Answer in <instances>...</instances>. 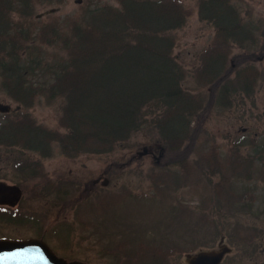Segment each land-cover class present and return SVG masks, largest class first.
Here are the masks:
<instances>
[{"label":"rangeland","instance_id":"1","mask_svg":"<svg viewBox=\"0 0 264 264\" xmlns=\"http://www.w3.org/2000/svg\"><path fill=\"white\" fill-rule=\"evenodd\" d=\"M85 1L89 4L86 3V8H83L84 14L93 9L118 11L124 8L122 0ZM153 1L158 2V0ZM230 1L238 10H230V8L228 10L225 6L221 11L220 4L217 2L211 4L206 0L204 4L197 0H181L183 5L171 6L172 9L184 10L186 13L183 27L175 32L174 56L185 73L183 87L188 93H192L191 98L197 106V117L188 123L190 137L185 141L181 137L165 141L167 139L162 135L160 123H158L157 127H152V133L147 132L148 135L144 133L143 136L133 137L112 153L107 152L110 149L109 146L104 147L103 151L87 150L84 141L80 145L68 140L69 131L66 124L64 128L57 124L61 113V104L58 98L50 95L53 91L37 98L34 106L26 113L24 124H12L17 128H8L4 133L0 131L1 156L5 145H12L16 147H13L11 152L7 151L8 156L11 154L14 158L10 161L32 159L31 161L35 163H42V165L38 164V167H43L46 178L41 183L33 179L31 182L28 181L26 186L24 185L27 188L28 196L26 195L22 199V205L26 211L34 213L42 219L38 223L41 231H44L48 226H56V228L57 226L62 228L69 226L72 230L75 229L70 233L68 250L61 248V242L50 240V243L62 255L71 258H89L96 264H109L112 259L100 256V249L109 247L113 235L118 232L125 234V227L129 226L149 227L142 229L141 232L148 231L147 237L152 238L153 236L152 240L159 242L160 247L167 248L171 243L191 244L192 240H184L182 234L175 233L182 226L193 230V223L188 217L182 214L183 218L187 220L180 218L179 208L181 205L186 206L188 210L192 207L195 213L194 221L196 216L201 215L202 210L207 208L209 192L206 189L208 185L205 173H209L212 167H223V173L231 182L228 183L230 186L227 188L230 191L235 189L236 195L232 196L238 197L237 203L232 197H229V203L226 202L223 210L238 209L241 195L245 197V200H248L246 202L249 204L252 199L254 205L250 209H264V184L258 178V173L261 171L260 166L255 165V146L259 144L257 138L261 136L263 141L262 137H264V58L256 63L259 60L258 57L264 55V0ZM222 2L223 0H221ZM43 3H38L34 7L33 18L52 8H60V11L52 17H44L42 21L38 22L37 28H33L34 33L31 31L33 37H38L40 26L50 25L51 22L60 23V30L67 33L71 28V19L81 13V6L77 5L75 0H68L61 5L54 3L51 6H44ZM207 5L211 6L210 15L218 17V25L206 12ZM153 7L158 6L154 5ZM148 10L147 8L145 11L148 13ZM15 11L22 13L19 8ZM226 13L230 17L225 22L220 15ZM12 19L13 24L20 23V20L16 19V15H13ZM153 20L157 24L166 23V19L162 15L153 16ZM5 24L6 22H4ZM47 29L50 31V28ZM213 43H215L216 53L207 57L206 67L201 74H198L199 67L204 63L203 58L207 55L204 52ZM54 52L56 50L52 48L42 47L41 50L34 51L33 54L36 57L46 55V59L52 61ZM17 53H21V51L14 49L10 56L5 53L0 54V68L7 65L6 68L9 69L17 63L18 67L14 71L16 75H19L24 69L31 66L29 58L23 57L21 62L17 61L14 58ZM253 59L255 60L252 61ZM220 62L222 66L225 62L222 70L230 67V77L223 80L221 85L214 86L215 82L220 81L219 78L223 76L222 73L218 74ZM44 69L47 67L43 66L41 71H36L34 76H30L31 78L28 77V82L32 83L31 93L45 92L43 89L52 81L51 69H47L46 72ZM196 75H199L197 79ZM3 78L0 70V103L11 105L13 109L11 118H14L18 114L19 103L14 101L13 96L2 86ZM213 86L214 90L210 88ZM57 126L60 127L59 131L51 134L52 127ZM27 128L32 131L39 130L46 135V139L43 140V148L35 149V151L31 149L28 146L31 141L27 134L22 140L19 137L15 138L16 133L25 132ZM17 129L19 131L16 132ZM48 131L50 136L56 137L57 135L62 141L64 140V145L54 142L52 138V144L49 146ZM191 133L195 136L194 141L197 143L193 154L190 152L186 156L187 160L199 163V170L195 168L190 175H187L175 169L179 162L182 163L184 156L172 151L180 150L183 147L181 144L184 142L186 145L190 143ZM153 137H155L154 140H164L168 146H164V141L161 142L158 146L164 149L161 151L150 142L152 144H146V146L153 149L155 154L146 153L137 158L138 154L141 155L144 152L145 145L140 144L148 140L153 141ZM236 143L241 145L235 146ZM213 148H215L214 151ZM3 161L6 160L3 159L1 162ZM233 161L237 164L230 165ZM251 162L254 164L252 183L237 180L240 177L245 178L246 171L245 173L244 171L233 173L235 168ZM5 167L9 168L8 165ZM46 171L55 178L54 184L47 179ZM158 171L168 173L164 184L170 182L169 178L175 179V175L181 177L182 184L175 183L170 187V191L166 190L164 194H157L151 189L154 181L149 178V175ZM185 178H187L186 182H184ZM99 179L98 185L91 189L89 186H93V181ZM106 179L110 183L105 188L102 183ZM215 182L218 181L215 180L213 183ZM159 183L162 184L161 180ZM87 190L89 193L81 199V193ZM252 195L255 196L256 201ZM171 204H174L175 210L170 209ZM218 207L222 208V205H218ZM46 214L49 216L48 220H46ZM198 223L199 232H201L204 230L202 229L203 221L200 219ZM168 231H172V233ZM23 233L31 235L32 230L23 231ZM97 235L101 236L102 246H100L101 244L95 245ZM80 237L86 239L83 240ZM123 257L131 260L127 254ZM182 257L183 255H177L164 261L154 256L151 261L156 264H179ZM131 261L134 263L129 264H137L134 258Z\"/></svg>","mask_w":264,"mask_h":264},{"label":"trees","instance_id":"2","mask_svg":"<svg viewBox=\"0 0 264 264\" xmlns=\"http://www.w3.org/2000/svg\"><path fill=\"white\" fill-rule=\"evenodd\" d=\"M64 1H0V54L10 56L14 49L20 50L21 53L15 54L14 58L19 62L23 57L29 58L31 64L19 75L14 71L18 67L17 63L9 69L7 65L0 68L4 77L3 86L14 100L21 107L30 108L34 105L39 94L30 92L32 83L28 82V77L31 78L36 71L46 66L51 69L53 79L43 89V93L46 95L53 91L50 95L58 98L62 109L60 126L64 128L67 125L69 141L80 145L84 141L87 150L103 151L104 147L109 146L107 152L112 153L133 137L157 127L158 123L162 135L167 139L165 141L178 137L183 141L188 139V123L197 117V106L191 93L183 87L185 73L173 57L175 32L183 27L185 11L172 7H153L157 5L148 0H122V10L96 9L85 18L79 17L80 22L73 23L67 33L60 30L58 23H53L51 27L40 26L38 37L35 38L31 34V31L34 33L32 25L12 23V13L17 8L21 10L22 17L23 13L32 11L38 3ZM172 5L180 6L176 3ZM147 8L148 13L145 11ZM210 8L207 6L206 12L209 13ZM221 9L224 10L222 6ZM159 15L165 17V24L154 22L153 16ZM213 16L218 19L216 15ZM220 16L226 22L229 15ZM4 21H7L5 25ZM42 47L56 50L52 61L47 60L46 55L34 56V51ZM24 123L25 120L19 125ZM25 134L26 129L19 136L24 138ZM191 138L187 145L185 142L181 144L183 147L180 150L172 151L184 156L182 163L179 162L175 169L187 175L195 168L199 170V163L187 160L186 155L190 152L193 154L196 142L192 133ZM53 140L64 145V140L57 135ZM165 141L164 146H168ZM245 166L249 170L252 164ZM239 169L240 166L234 172ZM205 175L206 189L214 202V208H218L219 204L225 207L226 202L229 203V195L233 193L225 186V180H220V170L212 167ZM167 176L168 173L162 171L155 181L157 194L170 191L175 183L182 184L181 177L177 175L164 184ZM251 179V175H248L247 180ZM215 180L218 182L213 183ZM170 209H176L174 204H171ZM179 210L182 218L184 214L192 219L189 217L190 208L189 211L181 205Z\"/></svg>","mask_w":264,"mask_h":264},{"label":"flooded vegetation","instance_id":"3","mask_svg":"<svg viewBox=\"0 0 264 264\" xmlns=\"http://www.w3.org/2000/svg\"><path fill=\"white\" fill-rule=\"evenodd\" d=\"M2 132L4 133V130ZM259 141L261 142L258 146V162L261 165L259 174L264 175V149L263 146H261L264 140L262 141L260 137ZM13 147L16 146L5 145L3 155H0V183L19 186L23 192H27L25 186L28 181L31 182L34 179L38 181V183H41V181L46 178L44 177V169L43 167H38V164L42 165L40 162H24L23 159L14 162L10 161L13 157L11 154L8 156L7 151L9 150L11 152ZM3 159L6 161L1 162ZM5 165H8L9 168L7 169ZM46 176L52 184L55 183V178L49 175L47 171ZM16 178L17 180H15ZM261 182L264 184V178H262ZM26 195L27 193H23V197L15 206L0 204V240L22 241L40 239L45 241L58 256L65 258L68 262L96 264L89 258H71L58 252V249L50 243V240L54 239L61 242V248L68 250L67 245L70 243V233L75 229L72 227V230L69 226L63 228L61 226H57V228L56 226H48L44 231H41L38 227V223H40L42 219L39 218L38 215L30 213L23 208L22 199ZM204 213L207 215V218L202 221L207 220L209 224L202 228L204 229L203 231L199 232V220L197 219L189 237L190 240H192L191 254L193 264H196L199 260V254L203 252H210L209 260L211 264H264V209H239L231 211L209 210ZM45 217H47L46 220H48V214H46ZM125 228V234H121L120 232L115 233L110 242V246L103 247L99 251L100 256L103 255L106 259H112L109 264L134 263L131 261L133 258L130 255L128 257L131 260H127L126 258L123 260L119 259L117 257L118 254L114 252L115 245L116 248L123 247L127 250L131 248L134 249L135 246H148L146 241L147 235H144L142 240L140 238L136 240L135 236H129L134 232L127 231L130 228ZM30 230H32L31 235H25L23 233V231ZM80 239L85 240L86 238L80 237ZM100 244L101 236L97 235L95 245L99 246ZM100 246H102V244ZM173 246H180V244H173L169 247ZM181 246H183V244ZM143 256H145V253ZM179 264H185L184 257H182Z\"/></svg>","mask_w":264,"mask_h":264},{"label":"water","instance_id":"4","mask_svg":"<svg viewBox=\"0 0 264 264\" xmlns=\"http://www.w3.org/2000/svg\"><path fill=\"white\" fill-rule=\"evenodd\" d=\"M54 12V11H52ZM10 108L8 106L0 104V111L8 112ZM147 152V151H145ZM17 190V191H16ZM20 197V190L16 187H8L4 184H0V203L2 204H16L17 201L8 197L10 194H14ZM18 197V198H19ZM17 200V199H16ZM41 247V248H40ZM3 249H9L12 251L11 258L13 264H65L62 260L58 259L51 250L42 243L30 242V243H17V244H1L0 245V264L4 263L1 259L6 258L3 254ZM210 252H203L199 255V260L196 264H211L209 260ZM188 264H193L191 256L188 255ZM217 264V263H215Z\"/></svg>","mask_w":264,"mask_h":264}]
</instances>
